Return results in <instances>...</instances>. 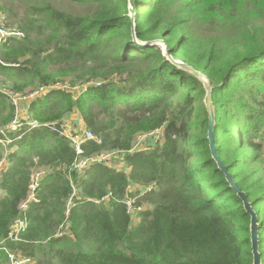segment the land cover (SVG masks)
<instances>
[{
  "label": "trees",
  "instance_id": "obj_1",
  "mask_svg": "<svg viewBox=\"0 0 264 264\" xmlns=\"http://www.w3.org/2000/svg\"><path fill=\"white\" fill-rule=\"evenodd\" d=\"M2 15L22 38L0 40V129L15 115L3 89H69L28 105L40 126L9 134L0 262L6 251L32 258L35 245L48 244L59 264L254 263L252 217L211 150L207 89L163 56L164 45H151L162 41L175 62L211 83L216 153L257 215L264 264V0H0ZM90 82L102 84L70 91ZM73 114L102 140L86 143L82 158L116 151L119 159L73 168L80 157L62 135ZM159 128L163 140L129 153L135 136ZM40 167L50 172L39 202L22 211ZM135 185H154L138 202L148 208L136 225L119 202ZM25 216L26 231L9 240ZM64 223L70 233L56 237Z\"/></svg>",
  "mask_w": 264,
  "mask_h": 264
},
{
  "label": "built area",
  "instance_id": "obj_2",
  "mask_svg": "<svg viewBox=\"0 0 264 264\" xmlns=\"http://www.w3.org/2000/svg\"><path fill=\"white\" fill-rule=\"evenodd\" d=\"M7 30V29H4ZM7 37H18L22 38V34L16 30L5 32L2 38ZM101 82H90L80 87H75L70 89L73 94L78 92L79 94L86 91L89 86L96 85L101 86ZM53 89H61V90H68L69 87L66 85H56L53 84L49 87H41L38 89H32L29 96H22L25 94L20 93H13L9 92L7 89H3V91L10 95L11 102L15 107V115L13 120L6 126L0 129V144L5 147L6 155L1 158L0 160V176L2 172L8 166V146L13 143L12 138L9 137V134L14 135L17 132L21 131L24 128L34 129L40 126V124L33 119L31 114L28 112V105L31 104L38 98L46 96L50 90ZM79 90V91H77ZM17 95L22 96L20 100L17 99ZM62 135L73 145L76 150L77 155L80 157L73 165V168L81 171L84 168L95 165V164H107L111 165L113 159H119L120 152L112 151V152H102L99 154H93L90 157L82 158L81 156L84 154V145L90 141H93L97 144H102V140L99 136L95 135L92 131L87 130L84 126L83 127H75L68 119H65L64 123L62 124ZM145 135V136H144ZM144 136V137H141ZM139 137H141L139 139ZM143 138V139H142ZM165 138V129L159 128L155 131H151L149 133H141L138 134L134 140L133 147L129 151L130 154L135 152L141 151H148L151 149V144H154L157 141H161ZM50 172V169L46 168H37L34 170L32 177H31V185L28 198L21 204L20 209L22 211H26L28 205L30 203H38V193L37 190L39 189V185L41 180L45 177V175ZM153 186L148 187H140L138 185L130 186L127 189V195L123 200L119 202L122 203L126 209L127 213L132 217L138 216L140 213L147 209L146 204H138L140 200L150 191H152ZM76 187H74V194L76 193ZM131 195H134L133 197ZM110 196V195H109ZM106 197V200L109 198ZM71 204V200L69 201ZM28 227V220L26 216L24 218L17 219L10 227L8 239L12 241L19 240V236L21 233L25 232ZM70 233V224L64 223L58 229L56 233V237H63ZM6 260L5 262H0V264H32L33 259L29 257H25L16 253H12L6 251Z\"/></svg>",
  "mask_w": 264,
  "mask_h": 264
},
{
  "label": "water",
  "instance_id": "obj_3",
  "mask_svg": "<svg viewBox=\"0 0 264 264\" xmlns=\"http://www.w3.org/2000/svg\"><path fill=\"white\" fill-rule=\"evenodd\" d=\"M131 6H133V3L131 2ZM131 12L133 13V16L131 14L132 17V21L134 22V12H133V8L131 7ZM133 31H134V24H133ZM135 33V31H134ZM153 44H159V45H164V50H163V56L169 58L174 64L181 66L183 68H187L189 69L192 73H194V75H196L205 85L206 89H207V101H206V107L207 110L210 114V129H209V138H210V143H211V150L213 153L214 158L216 159V161L218 162V164L220 165L221 169L226 173L228 180L231 182L232 186L236 189L239 197L242 198V200L245 203V207L247 212L251 215L252 217V222H251V241H252V251H253V255H254V263L253 264H261V257L259 254V246H258V218L256 213L253 211L252 206L250 205V203L247 201V198L245 196V194L243 192H241L236 184L232 181L231 176L228 174L227 169L222 165L217 153H216V149H215V143H214V139H213V127H214V116H213V104H212V87H211V83L210 81L203 76L201 73L194 71L193 69L187 67L186 65H182L178 62H175L171 55L169 54L168 49L166 48L164 42L162 41H158ZM148 45V43H146L145 45H142L143 47Z\"/></svg>",
  "mask_w": 264,
  "mask_h": 264
},
{
  "label": "rangeland",
  "instance_id": "obj_4",
  "mask_svg": "<svg viewBox=\"0 0 264 264\" xmlns=\"http://www.w3.org/2000/svg\"><path fill=\"white\" fill-rule=\"evenodd\" d=\"M60 6L63 7V8L66 7L65 4H60ZM130 13L133 16V13L131 12V10H130ZM11 22H12V20H10L9 17L2 15V17L0 19V38L2 37V35L5 32L16 30V29H12L15 26H12ZM2 23H3L4 26L10 25L11 28H5L7 30L2 29ZM198 31H199L198 32L199 36H203L205 38H208L209 35H210V30L208 29V26H206V25H200ZM31 89H28V90H26V91H24V92H22L20 94H25V95H22V96H29L30 97L29 93H31ZM77 91H79V90H77ZM22 96L17 95V99L20 100V98H22ZM71 117H72V115H71ZM75 127H79V126H75ZM144 136H141V137H144ZM141 137H139V139ZM135 138H136V136H135ZM8 150H9V148H8ZM5 155H6V149L3 146V156L2 157H4ZM263 175H264V173H263ZM147 208H148V206H147ZM137 218H138L137 216H134L133 219H132L133 220L132 222L135 225L138 223V219ZM47 245L48 244H43L41 246H38V245L34 246V248H35V257H32V259H33V263L32 264H59L57 259L55 258L54 252H51L49 250V247H47Z\"/></svg>",
  "mask_w": 264,
  "mask_h": 264
},
{
  "label": "crops",
  "instance_id": "obj_5",
  "mask_svg": "<svg viewBox=\"0 0 264 264\" xmlns=\"http://www.w3.org/2000/svg\"><path fill=\"white\" fill-rule=\"evenodd\" d=\"M67 119H68V121H70L75 126H80V127L84 126L83 121L79 118V116L77 114H73L72 117L69 116ZM118 167L123 168L124 166L121 163L118 165ZM121 168H119V169H121Z\"/></svg>",
  "mask_w": 264,
  "mask_h": 264
}]
</instances>
